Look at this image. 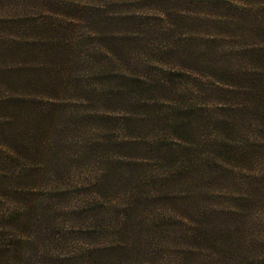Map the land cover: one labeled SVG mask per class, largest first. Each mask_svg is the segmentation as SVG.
<instances>
[{
	"label": "trees",
	"instance_id": "obj_1",
	"mask_svg": "<svg viewBox=\"0 0 264 264\" xmlns=\"http://www.w3.org/2000/svg\"><path fill=\"white\" fill-rule=\"evenodd\" d=\"M153 167L208 195L188 224L148 217ZM205 261L264 264V0H0V264Z\"/></svg>",
	"mask_w": 264,
	"mask_h": 264
},
{
	"label": "rangeland",
	"instance_id": "obj_2",
	"mask_svg": "<svg viewBox=\"0 0 264 264\" xmlns=\"http://www.w3.org/2000/svg\"><path fill=\"white\" fill-rule=\"evenodd\" d=\"M11 2H17V1H11ZM7 8V9H6ZM16 7L14 4H9L6 5L4 7V10L2 11V14H7L6 17L12 16V17H17L19 15L18 12L15 11ZM20 12H27L30 11V8H26V7H22L20 10ZM11 14V15H10ZM37 16H40L41 13L39 12V10L36 11ZM32 15L31 17V21L35 20L34 16ZM37 22L41 21L40 18H36ZM79 34H80V29H76ZM23 33V32H22ZM21 34V33H20ZM4 35V34H3ZM26 36V35H24ZM141 55V54H139ZM132 62H135L136 59H131ZM145 59H142V57H138L136 62L137 64H143L145 63ZM117 72H122L123 69L120 67H116L114 66L113 71ZM125 70V69H124ZM115 74V73H114ZM19 164H16V168L19 167ZM68 166L69 168L66 169V172L60 176L59 178L55 179V181L57 182H61L62 184H67L69 186H73V182H77L79 180V178H82L83 180H89V179H93L92 176L94 174H97L98 170V166L99 163H94V164H89L83 167H75V165H73L72 162H68ZM153 171L151 173H147L145 176V180H147V182H145L143 184V189L147 190V192L149 194L152 195V197L150 199H152L151 206H153L155 208L154 209H149V216L148 217H152L154 220H156V222H159V218L164 217L167 220V216H170V218L172 219V225L174 222H179L180 223H184V224H188L185 219H181L180 216L176 215L173 211H172V207H178V208H183L182 210L184 211L185 214L188 215L187 212L191 211V209L193 208H197L199 209V205L203 204V202H207L209 200L208 195L205 194H200L197 193L193 198L189 197V196H183L180 193H177L175 191V187H169L168 189H164L163 183L162 181L164 180V176L162 175L161 171L156 169V167L152 168ZM149 169H146L145 172H147ZM12 171H14L12 169ZM175 173V171L173 172H169V175H173ZM149 176H151L150 178H148ZM44 178L42 179L41 183L44 184ZM47 182V181H45ZM43 187L40 188L39 190H33L32 192L35 193V197L37 198H41V196L45 193V186L42 185ZM202 191L205 192V189L203 188ZM209 192V191H208ZM132 191L130 193V195H132ZM186 197V198H185ZM110 198H112V195L110 196ZM119 200H122V202H117L115 199H111L116 203H119L121 206H124L125 203H127L130 199L129 196L127 198V194L125 193H121L120 195H118L116 197ZM38 200V199H37ZM204 200V201H203ZM40 201V200H38ZM42 202V201H41ZM213 204H215V206H218V201L216 200V202H214ZM188 218H186L187 220ZM168 223H170V220L167 221ZM179 224H174V229H172V231L174 232V240H173V248L174 250H180L183 248L184 246V242L178 238H182L184 235H188V233L190 232V227L191 225H184L182 227H179ZM170 230V229H169ZM165 241V235L162 237H158L155 236L152 240L154 245H158L162 248H167V243L164 242ZM206 264V261L203 263ZM214 264H219L218 261H214Z\"/></svg>",
	"mask_w": 264,
	"mask_h": 264
}]
</instances>
